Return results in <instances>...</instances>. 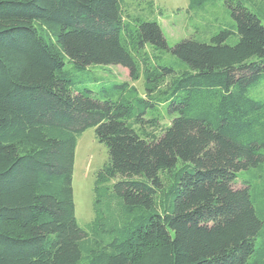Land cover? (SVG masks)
Masks as SVG:
<instances>
[{
    "label": "trees",
    "instance_id": "1",
    "mask_svg": "<svg viewBox=\"0 0 264 264\" xmlns=\"http://www.w3.org/2000/svg\"><path fill=\"white\" fill-rule=\"evenodd\" d=\"M143 1L0 0V264H264V0H189L202 30L174 46ZM112 64L130 80L86 85Z\"/></svg>",
    "mask_w": 264,
    "mask_h": 264
},
{
    "label": "rangeland",
    "instance_id": "2",
    "mask_svg": "<svg viewBox=\"0 0 264 264\" xmlns=\"http://www.w3.org/2000/svg\"><path fill=\"white\" fill-rule=\"evenodd\" d=\"M154 3L155 11L150 13L148 3L143 1L144 18L159 21L169 46H174L184 38L197 36L202 30L203 18L194 15L189 8V0H154ZM36 25L44 35L55 39L52 28L38 23ZM91 70L93 75L84 82L93 89H96L100 83L130 80L129 70L121 64L97 65L91 67ZM134 83L140 91H144L143 77ZM251 95L256 99H264V82L252 90ZM168 122V120L164 121V123ZM108 159V147L97 139L95 127L86 129L78 138L73 174L76 217L82 226L95 217L94 182L97 172ZM240 185L241 183L237 184Z\"/></svg>",
    "mask_w": 264,
    "mask_h": 264
}]
</instances>
